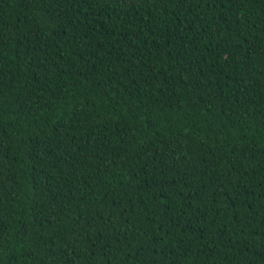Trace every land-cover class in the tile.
<instances>
[{
	"label": "trees",
	"instance_id": "16d2710c",
	"mask_svg": "<svg viewBox=\"0 0 264 264\" xmlns=\"http://www.w3.org/2000/svg\"><path fill=\"white\" fill-rule=\"evenodd\" d=\"M0 264H264V0H0Z\"/></svg>",
	"mask_w": 264,
	"mask_h": 264
}]
</instances>
